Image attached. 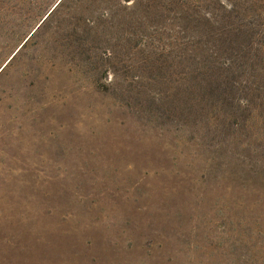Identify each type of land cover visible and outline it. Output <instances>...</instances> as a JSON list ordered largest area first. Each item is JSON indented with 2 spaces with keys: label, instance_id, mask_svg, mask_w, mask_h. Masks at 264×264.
<instances>
[{
  "label": "rangeland",
  "instance_id": "obj_1",
  "mask_svg": "<svg viewBox=\"0 0 264 264\" xmlns=\"http://www.w3.org/2000/svg\"><path fill=\"white\" fill-rule=\"evenodd\" d=\"M0 264H264V0H0Z\"/></svg>",
  "mask_w": 264,
  "mask_h": 264
},
{
  "label": "trees",
  "instance_id": "obj_2",
  "mask_svg": "<svg viewBox=\"0 0 264 264\" xmlns=\"http://www.w3.org/2000/svg\"><path fill=\"white\" fill-rule=\"evenodd\" d=\"M215 50V51H213ZM212 53L205 51V53L202 54V57H200V72L202 76L206 77L209 76V78L217 76V79L219 76L227 75L225 73L231 74L233 72L232 63L233 61L237 60H245L248 61L249 53L250 51L248 49H245L244 47H236L230 48L229 50H216L213 49ZM248 51V52H247ZM224 54V55H221ZM228 55V59L224 60L221 56ZM215 62L216 65L215 66ZM239 66V65H238ZM234 69V68H233ZM207 87L212 88L213 84H208Z\"/></svg>",
  "mask_w": 264,
  "mask_h": 264
}]
</instances>
